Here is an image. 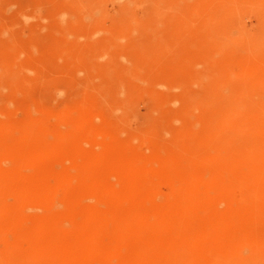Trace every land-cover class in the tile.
<instances>
[{
	"label": "rangeland",
	"instance_id": "374dc122",
	"mask_svg": "<svg viewBox=\"0 0 264 264\" xmlns=\"http://www.w3.org/2000/svg\"><path fill=\"white\" fill-rule=\"evenodd\" d=\"M262 150L264 0H0V264L104 213L73 264H264Z\"/></svg>",
	"mask_w": 264,
	"mask_h": 264
},
{
	"label": "bare ground",
	"instance_id": "6f19581e",
	"mask_svg": "<svg viewBox=\"0 0 264 264\" xmlns=\"http://www.w3.org/2000/svg\"><path fill=\"white\" fill-rule=\"evenodd\" d=\"M95 12V11H94ZM242 30V29H241ZM234 77V76H233ZM224 91V90H223ZM261 97V96H260ZM233 102V101H231ZM238 106V105H237ZM243 106V105H242ZM249 106V105H248ZM248 106L245 105V107L248 109ZM240 108V107H239ZM246 109V110H247ZM236 126V125H235ZM234 126V127H235ZM225 128V127H224ZM232 128H230L231 130ZM234 129V128H233ZM229 130V131H230ZM220 131L219 129L217 130V132ZM232 131V130H231ZM216 132V133H217ZM16 133V132H15ZM134 142V141H133ZM230 142V141H229ZM214 151V150H213ZM224 152V150H223ZM221 151V153H223ZM262 152H264V150H262ZM228 155L229 152H228ZM234 155V154H233ZM213 156V155H212ZM261 156V155H260ZM242 157V156H241ZM244 157V156H243ZM30 160L31 162V159H28ZM217 161V160H216ZM33 163V162H32ZM217 164V162H216ZM229 164V163H228ZM245 165H243L244 167ZM216 167H219V165H217ZM231 167V165H230ZM242 167V168H243ZM235 169V168H234ZM245 170V169H244ZM264 170V169H262ZM227 171V169H226ZM232 171V170H231ZM221 175L223 174L222 172H220ZM219 173V174H220ZM228 175L230 174V172L228 171L227 172ZM5 173H2L0 174V194H4V193H7V194H10L11 193V190H13V188H9V183L8 182V178L4 175ZM31 176V175H30ZM53 176V175H52ZM56 176V175H55ZM225 176L224 179L226 178V175H223ZM232 176V175H231ZM235 177V173L233 175ZM60 178V177H59ZM65 178V177H64ZM66 181V180H65ZM221 181H222V178H221ZM242 181V180H241ZM240 181V182H241ZM52 182V181H51ZM239 182V181H238ZM60 183V182H59ZM233 183V181H231V184ZM61 186L64 185V181L60 184ZM14 187V185H13ZM179 187V185H178ZM175 188V186H174ZM17 189V188H16ZM39 186L38 185H35V184H32L30 187H25L23 191H21V194L18 196V194L16 193V197H18L20 199H23L25 200L26 199V202H27V196L29 194H33L36 193L38 190H39ZM217 189V188H216ZM66 191V190H65ZM176 191V190H175ZM19 192V191H18ZM41 193V192H40ZM39 193V194H40ZM37 194V193H36ZM35 194V195H36ZM0 195V196H1ZM26 195V198L25 196ZM34 195V196H35ZM79 195V194H78ZM22 196V198H20ZM36 197V196H35ZM34 197H32V200H33ZM2 200V203H0V210L2 208H4V206L8 208V205H7V202L5 199L3 198H0ZM8 199V198H7ZM13 199V198H12ZM21 200V202L23 201ZM29 200V199H28ZM31 200V199H30ZM56 199H52L50 200L49 202H47V204L53 209L55 208V201ZM161 201V200H160ZM33 202V201H32ZM40 202V201H38ZM29 203H31V201H29ZM43 203V202H42ZM41 203V204H42ZM223 203V202H222ZM19 204V203H18ZM17 204V205H18ZM21 204V203H20ZM36 204V207L38 206L37 203ZM46 204V203H45ZM89 204V203H88ZM16 205V207H17ZM25 205V204H24ZM93 205H96V204H93ZM31 206V205H30ZM15 207V208H16ZM26 207V206H25ZM24 207V208H25ZM78 207V206H77ZM33 208V207H32ZM123 208V207H122ZM6 210V208H5ZM5 210L2 211V213L4 214ZM54 210V209H53ZM98 213V216L99 214L101 213L100 210H95ZM6 212L8 213V211L6 210ZM199 213V212H198ZM90 214V213H89ZM201 214V213H200ZM1 215V214H0ZM155 215V214H154ZM5 216V215H4ZM12 216H13V213H12ZM134 216V215H133ZM10 217V215H9ZM116 217H118L117 219H115ZM151 218H152V215H151ZM154 218V217H153ZM12 219V217H11ZM141 219V218H140ZM9 222V221H8ZM13 222V220H12ZM55 222V221H54ZM1 223V222H0ZM15 223V222H14ZM50 223V222H49ZM138 223V221L136 219H134L132 216L130 215H122L119 214V216H114V217H110V214H103V216L101 217V221L100 222H94L92 220H90L89 216L87 217V220L86 219H81V221L77 222L74 226L76 228V234L71 237L69 236L66 232L65 234L67 236H69L71 239H73L74 241L73 242H64V240H70L69 238H67L64 233L61 231L59 234H58V229L56 226L57 224L55 223V226H54V230L56 231V236L54 235L52 237V240L50 241H41L37 244V247L38 249L41 248L40 250V253H42L41 257L46 260V261H49L53 264H73L75 261H77L78 259H81L83 257H86V256H89L91 255L92 253L96 252V250H99L103 247L101 243H94V235L96 236V233H102V232H105L107 233L108 235H111L112 233V237L114 240L118 241V243H123L124 242V238L126 237L125 235V231H126V228L128 227H132V225ZM112 225V229L109 227V225ZM61 226V225H60ZM64 228V227H62ZM68 228V227H67ZM17 229V228H16ZM65 231V230H64ZM69 232V231H68ZM59 235L62 236V238L59 237ZM99 235V234H98ZM107 235V236H108ZM8 236V235H7ZM2 237V236H1ZM30 237V236H29ZM190 237V236H189ZM43 238V237H42ZM215 238V237H214ZM96 239V237H95ZM195 240V238H192ZM42 240V239H41ZM40 241V240H38ZM76 241V242H75ZM98 241V240H97ZM35 242V241H34ZM37 242V241H36ZM30 244V243H29ZM98 247V248H97ZM141 247V246H140ZM177 248V247H176ZM102 250V249H101ZM167 251V250H166ZM105 253L107 254L108 258L110 259L111 258V254H112V251L111 249L107 248ZM36 254V253H34ZM144 254H145V250H138L136 253H131L128 257V261L127 262H120V264H142L143 262H141V257L143 256L144 257ZM138 257V258H137ZM107 258V257H106ZM147 258V257H145ZM43 259L41 260L42 263H43ZM38 261V259H37ZM147 261V259H146ZM114 262V261H113ZM40 263V261H39ZM38 263V264H39ZM146 264V263H145ZM240 264V263H239Z\"/></svg>",
	"mask_w": 264,
	"mask_h": 264
}]
</instances>
